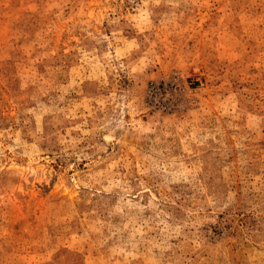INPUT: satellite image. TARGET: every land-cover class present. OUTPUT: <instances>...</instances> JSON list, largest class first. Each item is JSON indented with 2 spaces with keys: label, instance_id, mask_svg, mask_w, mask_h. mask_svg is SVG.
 I'll use <instances>...</instances> for the list:
<instances>
[{
  "label": "rangeland",
  "instance_id": "374dc122",
  "mask_svg": "<svg viewBox=\"0 0 264 264\" xmlns=\"http://www.w3.org/2000/svg\"><path fill=\"white\" fill-rule=\"evenodd\" d=\"M0 264H264V0H0Z\"/></svg>",
  "mask_w": 264,
  "mask_h": 264
}]
</instances>
